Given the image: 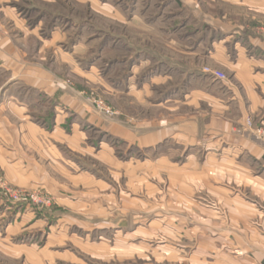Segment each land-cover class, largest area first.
I'll return each mask as SVG.
<instances>
[{"label":"crops","instance_id":"0c3cea01","mask_svg":"<svg viewBox=\"0 0 264 264\" xmlns=\"http://www.w3.org/2000/svg\"><path fill=\"white\" fill-rule=\"evenodd\" d=\"M22 1L0 0V173L18 188L51 192L58 205L33 209L0 195V249L33 260L47 252L36 243L5 245L1 240L44 234L45 246L51 247L53 240L66 236L67 226L89 234L133 228L138 221L128 214L119 219L114 193L102 198L117 185L104 182L95 166L88 165L94 160L117 168L119 160L112 153L116 141L128 149L157 152L159 164L171 163L178 151L177 157L184 159L183 166L169 173L175 183L172 198L167 203L166 196L159 197L157 211L141 218L143 225L149 221V227L160 228L167 242L194 244L191 264H264V145L237 132L248 118L264 127V29L229 22L217 29L219 39L206 44L202 69L206 65L219 70L226 81L203 74L199 65L183 69L175 61L177 74L157 66L158 73L141 86L135 85L133 74L125 89L110 85L113 95L173 110L171 118L156 122H135L133 114L123 121L102 116L78 87L34 61L27 40H33L39 52L48 48L59 54L67 65L74 59L66 52L68 33L56 25L60 14L38 7L36 0H26L21 7ZM30 11L41 17L28 16ZM188 50L198 55L193 44ZM156 57L158 65L171 63ZM74 72L87 76L82 70ZM83 86L78 90H85ZM93 131L103 137L92 138ZM178 253L175 250L177 258Z\"/></svg>","mask_w":264,"mask_h":264},{"label":"rangeland","instance_id":"374dc122","mask_svg":"<svg viewBox=\"0 0 264 264\" xmlns=\"http://www.w3.org/2000/svg\"><path fill=\"white\" fill-rule=\"evenodd\" d=\"M36 3L38 7L60 14L56 25L68 33L64 43L67 42L66 52L74 62L67 65L59 54L48 48L39 52L35 42L27 40L34 61L61 76L70 87L79 88L83 84L85 90L76 88L77 91H81L92 106L101 101L112 113L110 118L102 116L123 121L127 120L126 114H133L135 122L142 119L156 122L164 117L171 118L173 110L152 109L125 95H113L110 85L125 89L129 77L136 76L134 83L137 85L139 82L141 86L142 81L158 73L157 66L167 74H177L179 69L173 72L172 63L175 61L183 65V69L190 64L199 65L197 68L202 69L206 60V44L212 39H219L222 34L217 29L229 22L230 26L246 23L260 25L264 29V0H36ZM25 5L26 0H23L20 6ZM26 14L35 19L41 17L35 11ZM192 44L197 49V56L188 50ZM157 55L170 59L171 63L165 61L164 65H158ZM75 69L87 73L86 78L78 76ZM181 112L188 113L190 110L182 109ZM91 135L96 139L103 137L94 131ZM112 147V153L119 160L117 168L94 160H90L88 165L95 166L96 175L104 182L111 181L117 185L116 191L110 189L103 192L102 198L106 200L114 193L115 199H112L117 202L119 219L128 214L138 223L133 228L119 226L116 230L93 231L91 234L79 227L67 226L66 236L53 240L51 247L45 246L44 234H23L18 238L9 236L10 240L7 239L6 243L1 240V244L29 246L36 243L40 251L47 252V256L32 260L10 254L1 246L0 264H191L189 257L194 244L167 242L161 238L163 233L159 235L160 228L149 227V221L143 225L141 221V218L157 211L159 197L164 199L166 196L164 200L167 203L172 198L175 183L169 173L184 165V159L177 157L181 153L178 151L176 157L171 158V163L165 165L157 161V152L128 149L116 141H112ZM173 148L170 145L169 149L173 151ZM146 159L151 162H146ZM128 165L133 167L127 169ZM132 169L134 173H129ZM0 177L15 190L40 192L52 199V206L39 210L53 209L58 205L57 197L47 190L21 189L12 185L3 173ZM107 194L110 195L107 197ZM148 205L154 206V209ZM30 207L37 209L32 205ZM142 228L151 232L143 233ZM168 234L164 238H168ZM175 250L179 252L178 258L174 255Z\"/></svg>","mask_w":264,"mask_h":264},{"label":"built area","instance_id":"2783aa9c","mask_svg":"<svg viewBox=\"0 0 264 264\" xmlns=\"http://www.w3.org/2000/svg\"><path fill=\"white\" fill-rule=\"evenodd\" d=\"M203 74L210 76L219 81H226L227 76L223 72L206 66L202 69ZM94 109L106 116L107 118L112 117V113L107 109L101 101L93 103ZM238 133H247L255 137L264 145V127L257 126L251 118H248L245 122V125L237 130ZM0 195L4 196L10 203L13 204H29L37 209H44L52 206V199L46 195H42L40 192L28 193L20 192L11 187H8L4 180L0 177Z\"/></svg>","mask_w":264,"mask_h":264}]
</instances>
